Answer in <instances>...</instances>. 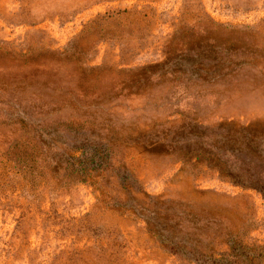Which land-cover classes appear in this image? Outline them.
Listing matches in <instances>:
<instances>
[{"label":"rangeland","instance_id":"obj_1","mask_svg":"<svg viewBox=\"0 0 264 264\" xmlns=\"http://www.w3.org/2000/svg\"><path fill=\"white\" fill-rule=\"evenodd\" d=\"M221 174L264 185V0H0V264H199L147 232L168 207L263 264L264 198Z\"/></svg>","mask_w":264,"mask_h":264},{"label":"trees","instance_id":"obj_2","mask_svg":"<svg viewBox=\"0 0 264 264\" xmlns=\"http://www.w3.org/2000/svg\"><path fill=\"white\" fill-rule=\"evenodd\" d=\"M96 156L97 152L89 155L84 151L79 156H73L72 161L68 164H71L72 167L75 165L72 173L78 176L77 179L81 180L87 175H91L90 171L100 164V160H97ZM97 158L100 157L97 156ZM195 158H201V154L196 153ZM87 172L88 174H86ZM221 177L242 188L255 189L264 198V185L258 176L244 179L231 174H221ZM126 178L127 176L124 175L120 177L122 181ZM138 213L140 214V212ZM142 215L147 232L171 254L199 264H240L237 257L245 245L241 240L238 241L235 238L237 236H234L232 232L227 237L220 234L218 229L221 227L222 220L220 216H216L217 214L208 212L207 215H199L193 210L168 207L156 209L147 216L145 212ZM212 228L216 230L209 234V230ZM255 258L253 255L249 264H257L258 262H254ZM262 263L264 264V262Z\"/></svg>","mask_w":264,"mask_h":264}]
</instances>
